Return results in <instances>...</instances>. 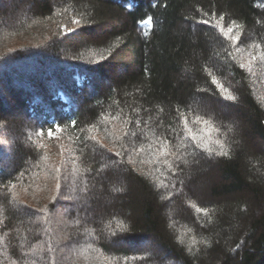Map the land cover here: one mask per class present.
Segmentation results:
<instances>
[{
  "label": "trees",
  "instance_id": "1",
  "mask_svg": "<svg viewBox=\"0 0 264 264\" xmlns=\"http://www.w3.org/2000/svg\"><path fill=\"white\" fill-rule=\"evenodd\" d=\"M0 6V264H264V0Z\"/></svg>",
  "mask_w": 264,
  "mask_h": 264
},
{
  "label": "snow or ice",
  "instance_id": "2",
  "mask_svg": "<svg viewBox=\"0 0 264 264\" xmlns=\"http://www.w3.org/2000/svg\"><path fill=\"white\" fill-rule=\"evenodd\" d=\"M74 23H79V21H74ZM199 23H203V24H208L209 21L208 20H202L200 21ZM219 30L226 36L228 37L230 33L233 32V29L231 27H229L226 31L224 29V27L222 25L219 26ZM232 40H236L238 39V37L236 36H231L230 37ZM253 59H255V57H253ZM243 67V65H241ZM214 84H217V86L224 92H227L228 90L224 88V86L222 84H219L218 81L213 77V81H212ZM226 99L228 100H234L235 97L232 96L231 94H229ZM0 127H2V125H0ZM122 243V241L120 240H114L113 241V247H117L119 246L120 244Z\"/></svg>",
  "mask_w": 264,
  "mask_h": 264
},
{
  "label": "rangeland",
  "instance_id": "3",
  "mask_svg": "<svg viewBox=\"0 0 264 264\" xmlns=\"http://www.w3.org/2000/svg\"><path fill=\"white\" fill-rule=\"evenodd\" d=\"M22 3V2H21ZM1 7V6H0ZM22 8H23V6H21ZM21 8V9H22ZM32 38H35V36H33V35H30V36H28L26 39H32Z\"/></svg>",
  "mask_w": 264,
  "mask_h": 264
}]
</instances>
